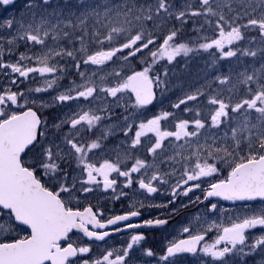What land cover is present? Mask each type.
Here are the masks:
<instances>
[{
  "label": "snow or ice",
  "instance_id": "obj_1",
  "mask_svg": "<svg viewBox=\"0 0 264 264\" xmlns=\"http://www.w3.org/2000/svg\"><path fill=\"white\" fill-rule=\"evenodd\" d=\"M59 2L0 0V28L27 29V45L42 50L20 53L29 67L0 63L11 73L0 86V134L21 142L8 168L26 191L12 215L20 235L0 240V264H264V16L241 14L253 3L264 9V0ZM193 59L194 81L174 80L176 65L188 71ZM17 77L37 86L25 89ZM173 143L192 145L196 160L169 182L149 169L161 168L157 155ZM242 144L248 150L231 162L220 157ZM134 188L148 202L133 201ZM154 194L167 199L154 202ZM105 197L130 204L116 212ZM185 197L204 212L148 245L140 229L169 228ZM148 208L161 211L133 223ZM11 211L0 204V228ZM128 230L130 238L109 243Z\"/></svg>",
  "mask_w": 264,
  "mask_h": 264
},
{
  "label": "rangeland",
  "instance_id": "obj_2",
  "mask_svg": "<svg viewBox=\"0 0 264 264\" xmlns=\"http://www.w3.org/2000/svg\"><path fill=\"white\" fill-rule=\"evenodd\" d=\"M75 2V0H70L69 4H71L72 2ZM23 0H17V5L19 6L20 4H22ZM124 0H108V4H120L123 3ZM177 2L179 3V0H177ZM176 0H171V3L173 5L174 8L178 7ZM184 2L186 3L187 0H184ZM60 3H63L61 0L59 3H57V5H59ZM154 3V0H136V4L137 6H147L148 4ZM99 4L101 8L105 7L106 5L101 3V0H87V5L91 6V5H97ZM79 8V6H77L76 4H72V5H68L66 4L65 8ZM82 7V6H80ZM36 11V15L37 17H40L41 15H46V13H43L42 10ZM242 15H252L254 14L257 18H260L262 16H264V9H256V5L255 3L252 4V6L250 8H247L245 10H242L241 12ZM7 15V13L3 12L2 10H0V21H2V19ZM113 22L116 23V19L113 18ZM164 31H166L165 28H161L159 30H157V34H161ZM28 35V30L27 29H16L14 30L11 34L8 33V31L6 29L0 28V63H3L5 61L9 62V63H18L20 61H18L19 59V55L22 52L21 47L26 46L28 49L30 48V46L27 45L26 43V36ZM247 35V33H246ZM51 44V41L48 43ZM47 47V45H46ZM55 49H53L54 51ZM24 56L28 57L31 53L29 51H23ZM41 54L38 53L37 55ZM22 63V67H29L31 66V61L25 59ZM198 64L199 61L193 59L192 61V65L190 67V71L189 72H185L183 74L182 72V68L180 67V65H176L175 71L177 69H179L182 73H179L176 71L177 76H174L173 79H177V78H181V79H186V80H190V81H194L195 77L197 75H199V70H198ZM171 71V70H170ZM11 78V73L10 70H6L4 68H0V86H3L9 79ZM39 79V77H37ZM37 79V80H38ZM17 84L21 87H24L25 89H27L30 86H37V84H33V81L31 79H29L27 81V83H21L19 77H17ZM33 84V85H32ZM15 90V89H13ZM166 95L168 94L167 92L165 93ZM192 145H184L183 147H180L179 145L176 144H166L165 148H164V152L165 154L160 155L158 161L164 157V163L163 164H173L175 169L179 170L180 169V173L176 174V178H182V173L185 170L186 166L188 168H191V166L195 163L194 160H196V158L192 155ZM230 150H231V146ZM248 149L242 144L240 146L239 149H236L234 151H232V155L231 156H227L224 153L220 154V157L222 159H227L229 162H231L232 160L235 159L237 152H239L240 154H243L244 152H246ZM200 153L202 156H208L209 153H211V155L213 157H216L218 154L215 152L214 149H209L208 151H205L203 148L199 149ZM193 159V160H191ZM182 171V172H181ZM195 195H200L199 191H197L195 193ZM195 195L192 194V196H194L192 199L195 200ZM188 203V201L186 202ZM222 206L226 209H234V208H242L244 205H231L227 202H223ZM190 210L185 211L181 214V219L179 220V223L176 225V227H178L182 222L187 221V220H191L193 222L196 221L197 217L200 216L201 213L204 212V208L202 206L199 205H194L191 204ZM245 210V208L239 209L238 211L235 212H240L243 213ZM227 215H229V213H226L225 216L227 217ZM224 217L222 214L220 216V220H218V223L221 222V220L226 224L227 223V218ZM215 218V217H214ZM175 227V228H176ZM168 234V232H166ZM251 235H257L259 234V229H254L251 230L250 232ZM211 236V234H210Z\"/></svg>",
  "mask_w": 264,
  "mask_h": 264
},
{
  "label": "flooded vegetation",
  "instance_id": "obj_3",
  "mask_svg": "<svg viewBox=\"0 0 264 264\" xmlns=\"http://www.w3.org/2000/svg\"><path fill=\"white\" fill-rule=\"evenodd\" d=\"M61 1L63 2V0H61ZM69 2H70V0H69ZM71 2H72L71 4H69V3H67V4L68 5L75 4V2H73V1H71ZM56 6L65 8L66 4L60 3L59 5H56ZM49 7H51V5ZM36 10L39 11V10H42V9L37 8ZM34 34L39 35V33H34ZM44 47H46V45ZM21 49H22V51H29L32 56H37V54L42 51L41 49H37L34 45L31 46L29 49L26 46L21 47ZM176 71L179 72V73L183 72V74H184L185 72H189L190 69L188 71H185V70L182 69V72L179 69H177ZM37 82H39V79L37 80ZM53 115H55V113H53ZM140 154L142 156L144 155L143 154V150H141ZM162 154H165L164 149H163V151L161 153H159L157 155V160L159 159L160 155H162ZM144 158L147 159L146 156H144ZM21 163L23 165H27L29 163V161L21 160ZM152 171H159V172H161V174L167 173V175H165V179L169 180V182H171V180L173 178L180 179V178H176V174L180 173V169L179 170L175 169L173 164H162L161 168H159V169H149V172H152ZM36 179L39 180L44 186H46L48 188H51L53 186V181L51 179H47V178L46 179H41L40 176H37ZM192 194L193 193H189V196L193 198L194 196H192ZM130 196L133 199V201L141 200V201H144V202H148V201L145 200L146 199L145 196L140 194L139 192H137V190L135 188L132 189V191L130 193ZM69 199L70 198L65 197L64 198L65 203H68ZM166 199H167L166 195L154 194V196H153V201L154 202H160V201H164ZM95 200H96V196H93L91 198H82L81 202L82 203H88L90 201H95ZM105 200L107 202L103 206H105L106 208H111V209H113L116 212H120V210L122 208H126L130 204V201H126V200H111L110 198H107V197H105ZM187 201H188L187 197L177 201V203L175 205V207L177 209V213L172 217V220L170 221V225L171 226L169 228H167V229L141 228L140 229L141 232H144V233L147 234V236H148L147 244L148 245H159L161 243V241H162V238L164 236L168 235L166 232L170 233V232L173 231V229L176 227V225L179 223V220L181 219V214L183 212L187 211V210L188 211L190 210L189 206H191V204L190 203H186ZM182 204L187 205V207H181ZM4 208H5V206H4ZM5 209H7V208H5ZM160 211H161L160 209H156V208L145 209V210H143L142 217L133 218V223L137 222L141 218H149L150 216L154 217ZM12 215H13V212L12 211L9 212L7 214V218L3 221V224L5 225V228H0V240H3L5 235H20V230L17 229L14 226V224L12 223ZM131 234H132L131 230H128L127 232L115 234V235H113V237L109 241V243L119 244L120 242H123V241L127 240L128 238H130ZM206 239H209V238H206ZM94 247L98 248L99 246L98 245H94ZM44 264H47V261H45Z\"/></svg>",
  "mask_w": 264,
  "mask_h": 264
},
{
  "label": "water",
  "instance_id": "obj_4",
  "mask_svg": "<svg viewBox=\"0 0 264 264\" xmlns=\"http://www.w3.org/2000/svg\"><path fill=\"white\" fill-rule=\"evenodd\" d=\"M20 146L21 142L0 134V192L8 193L0 195V203L5 208L11 209L17 216L20 215L18 201L26 199V191L22 185L13 180L8 168V159L10 152ZM28 202L35 206L33 201L29 200ZM3 264H8L7 260L3 261Z\"/></svg>",
  "mask_w": 264,
  "mask_h": 264
},
{
  "label": "bare ground",
  "instance_id": "obj_5",
  "mask_svg": "<svg viewBox=\"0 0 264 264\" xmlns=\"http://www.w3.org/2000/svg\"><path fill=\"white\" fill-rule=\"evenodd\" d=\"M242 208H245V206H243ZM242 208H239V209H242ZM239 209L238 208H234L233 210L234 211H238Z\"/></svg>",
  "mask_w": 264,
  "mask_h": 264
}]
</instances>
